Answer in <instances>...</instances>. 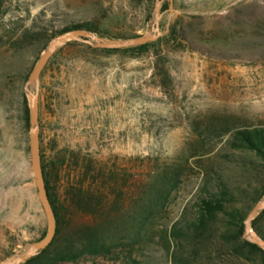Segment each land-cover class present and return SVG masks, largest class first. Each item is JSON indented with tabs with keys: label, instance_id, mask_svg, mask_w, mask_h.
Masks as SVG:
<instances>
[{
	"label": "rangeland",
	"instance_id": "rangeland-1",
	"mask_svg": "<svg viewBox=\"0 0 264 264\" xmlns=\"http://www.w3.org/2000/svg\"><path fill=\"white\" fill-rule=\"evenodd\" d=\"M157 1L156 45L107 53L69 43L40 75V147L58 202L66 204L69 184L95 189L107 172L120 192L118 221L100 229L112 251L64 264H171L160 225L191 221L221 184L232 193L229 207L255 206L249 196L264 183L263 169L228 143L237 130L264 128V0H172V12L167 0H7L0 11V264L46 233L29 150L32 68L53 39L78 25L105 40L151 36ZM34 24L36 38L22 37L13 51L12 31L19 37ZM161 177L176 182L155 206ZM144 206L154 218L137 229ZM219 219L199 264H264L258 255L238 256L220 237L232 228ZM71 224L92 219L73 214Z\"/></svg>",
	"mask_w": 264,
	"mask_h": 264
},
{
	"label": "trees",
	"instance_id": "trees-1",
	"mask_svg": "<svg viewBox=\"0 0 264 264\" xmlns=\"http://www.w3.org/2000/svg\"><path fill=\"white\" fill-rule=\"evenodd\" d=\"M6 2L7 0H0V11ZM37 26V24H34L30 29L24 30L19 37H16L17 31L13 30L9 36L10 48L15 52H19L22 37L29 36L32 40L33 38L35 39L38 34ZM79 29H86L89 32L97 34L94 29L89 27L88 23L64 29L62 32ZM72 44L77 45V43ZM154 45L156 43L126 50L100 51L107 53H129L146 50ZM86 47L91 49L89 46ZM156 67L159 69L157 65ZM166 86L167 81L165 75H162L160 87L165 88ZM24 112L26 126L28 127V111L26 107ZM228 144L234 151L249 153L254 158L253 162H258L264 172V128L254 127L237 130ZM40 154L45 188L56 219V233L53 241L45 250L24 264L74 263L83 256L109 254L112 251V245L107 243L100 229L118 221L117 212L121 209V206L119 203L120 192L116 175L113 172H107L108 177L105 179V182L95 189L84 187L82 182L69 184L66 191V204H60L51 186L49 171H47L43 162L41 147ZM235 157L237 156H233L232 158L234 159ZM237 161L244 164H251L242 155H238ZM82 172L85 177L88 174V169ZM98 176H104V172L102 170L98 171ZM173 180L175 179L160 178L157 191L153 196L155 206H157L159 199H162L164 195L168 194L171 185L170 182ZM219 188L217 192L211 194L208 198L200 200L199 207L191 221L177 220L170 227L160 225L157 228L164 229L162 233L167 244L165 251L169 255L171 264H199L203 256H209L205 251L208 248H205L204 245L212 241L217 235L215 225L220 220V216L226 218V223L232 228L222 233L220 235L221 239L232 242V250L238 256L247 252L250 255L260 256L262 261H264V250L242 239L245 228L244 221L252 209H249L247 212H242L238 208L229 207V202L232 201L231 191L223 184ZM111 195L112 199H110ZM263 196L264 183H261L259 187L252 189L249 199L256 205ZM152 210L154 209H151L149 206L142 208L139 221L136 224L137 229H146L148 225L152 224V219L154 218L152 216ZM73 214L90 217L92 224L76 228L72 227L71 216ZM263 217L264 210L253 220L252 226L254 232L264 241V231L261 226Z\"/></svg>",
	"mask_w": 264,
	"mask_h": 264
},
{
	"label": "water",
	"instance_id": "water-1",
	"mask_svg": "<svg viewBox=\"0 0 264 264\" xmlns=\"http://www.w3.org/2000/svg\"><path fill=\"white\" fill-rule=\"evenodd\" d=\"M168 1V12L173 11L172 0ZM162 1H157L154 11V22L152 26L151 36H138L122 41L105 40L86 31H71L62 34L51 41L44 53L39 57L36 64L32 68L25 91L29 96V150L31 167L33 171L34 181L37 189L38 200L41 204L42 210L46 217V233L42 240L30 244L27 249L21 253L13 256L3 264H24L31 258L37 256L40 252L45 250L53 241L56 233V219L54 212L50 205L45 182L42 172L41 154H40V136L38 123V92L40 75L46 67L49 60L53 57L55 52L69 43H81L97 50H126L143 46L146 44L156 42L162 33L159 30V20L161 17L160 7ZM33 89V91H32ZM264 210V199L259 201L250 211L246 220L244 221V237L254 245L264 250V241L254 232L252 222Z\"/></svg>",
	"mask_w": 264,
	"mask_h": 264
}]
</instances>
